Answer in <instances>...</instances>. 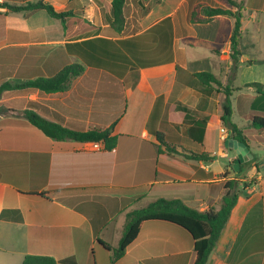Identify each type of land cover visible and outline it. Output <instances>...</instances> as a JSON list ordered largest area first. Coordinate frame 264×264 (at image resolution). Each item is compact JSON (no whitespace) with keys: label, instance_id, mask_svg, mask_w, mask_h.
Segmentation results:
<instances>
[{"label":"crops","instance_id":"obj_1","mask_svg":"<svg viewBox=\"0 0 264 264\" xmlns=\"http://www.w3.org/2000/svg\"><path fill=\"white\" fill-rule=\"evenodd\" d=\"M27 1L36 0L0 3ZM44 1L72 11L65 27L44 9L0 5V85L48 77L80 61L69 44L85 39L131 38L166 17L173 38L169 51L155 43L157 58L166 61L139 67L137 76L131 69L119 77L87 65L64 91H0V264H21L27 254L71 257L73 264H192L190 234L158 219L144 221L124 254L114 258L126 213L158 198L219 209L229 180L238 197L206 264H264V130L252 126L248 115L264 107L257 92L264 91V0H124L117 36L108 28L111 0ZM205 7L240 13L236 62L235 16H209ZM199 72L213 74L218 83L203 84ZM227 98L231 120L244 130L252 153L238 170L235 151L224 145ZM180 107L206 120L201 142L187 136ZM25 109L73 130L108 128L117 144L109 151L103 142L54 139L25 118ZM155 133L166 144L159 146Z\"/></svg>","mask_w":264,"mask_h":264},{"label":"trees","instance_id":"obj_2","mask_svg":"<svg viewBox=\"0 0 264 264\" xmlns=\"http://www.w3.org/2000/svg\"><path fill=\"white\" fill-rule=\"evenodd\" d=\"M230 2L232 4L235 3L232 0H230ZM0 5H4L11 10L25 12L44 9L51 17L59 19L64 27L66 18L72 13L70 10H57L52 4L44 0H36L34 2L27 1L19 5L1 2ZM123 6L124 0H111L108 4V28L112 30L115 36L119 35L123 28ZM204 9L206 15L209 16L218 14L235 16V26L231 35V55L236 62L240 53L237 48L236 39L240 27V13H235L230 9H223L220 7H205ZM195 13L196 12L193 11V17ZM172 38V23L170 18L166 17L142 34L131 38L112 40L108 37H93L74 42L69 44V49L80 61L68 63L58 72L48 77L39 76L21 83L3 82L0 85V91L24 87H33L45 92L64 91L70 87L75 78L84 72L87 65L105 68L119 77H122L128 69H131V74L137 76L139 67H146L166 61L168 57H166V59L157 58L156 44L160 45L164 51L165 49L169 51ZM123 50L126 51L127 54L119 53ZM195 75L203 84L211 85V82L218 83L214 75L209 72H199ZM255 84L260 86L259 83ZM226 89L225 93L228 97L230 91H228V88ZM257 92L264 96L263 90L258 89ZM180 108L186 112L184 121L188 123L186 129L187 136L201 142L206 120L204 118L201 120L195 119L188 112L187 108ZM232 112L230 101L227 98L222 109V123L231 131L234 139L246 143L248 138L244 134V130L240 129L231 120ZM248 115L252 126L264 130V107L258 110L252 109ZM24 116L33 125L41 129L43 133L54 139L70 138L79 142H103L105 149L109 151L113 150L117 144V136L111 135L108 128L101 129L94 127L87 130H73L56 122L47 120L29 109L24 110ZM155 139L159 146L166 144L163 135L160 133H155ZM168 150L174 151L173 147L170 146ZM188 156L196 159L208 158L204 153H192ZM233 184L234 180H229L225 183L226 192L222 196L219 209L207 208L205 210H198L187 206L180 199L158 198L144 207L127 212L122 235L117 246L113 248L114 258H119L124 254L126 247L136 238L144 221L158 219L175 223L186 230L193 240L194 258L192 264H206L209 254L214 248L217 238L225 226L230 211L237 200L238 191L234 189ZM101 243L106 248H110L105 242L101 241ZM21 264H73V260L71 257L57 260L49 255L27 254Z\"/></svg>","mask_w":264,"mask_h":264},{"label":"water","instance_id":"obj_3","mask_svg":"<svg viewBox=\"0 0 264 264\" xmlns=\"http://www.w3.org/2000/svg\"><path fill=\"white\" fill-rule=\"evenodd\" d=\"M224 145L226 147L232 148L236 153V158L234 159L233 168L234 170H238L240 163L243 161H247L252 158V153L248 145L243 141H238L232 137L231 131H229L226 135Z\"/></svg>","mask_w":264,"mask_h":264},{"label":"rangeland","instance_id":"obj_4","mask_svg":"<svg viewBox=\"0 0 264 264\" xmlns=\"http://www.w3.org/2000/svg\"><path fill=\"white\" fill-rule=\"evenodd\" d=\"M57 20V19H55ZM58 21V20H57ZM264 21V20H263ZM264 26V25H263ZM263 31V35H264V29ZM264 44V43H263ZM264 132V131H263ZM223 159V161L225 160V158H221ZM259 160H261L262 163H264V144H262V146L260 147V153H259Z\"/></svg>","mask_w":264,"mask_h":264},{"label":"built area","instance_id":"obj_5","mask_svg":"<svg viewBox=\"0 0 264 264\" xmlns=\"http://www.w3.org/2000/svg\"><path fill=\"white\" fill-rule=\"evenodd\" d=\"M95 146H96V144H95ZM97 147V146H96Z\"/></svg>","mask_w":264,"mask_h":264}]
</instances>
